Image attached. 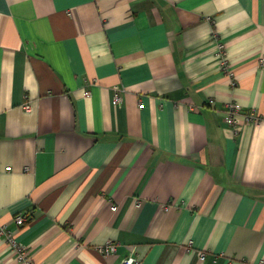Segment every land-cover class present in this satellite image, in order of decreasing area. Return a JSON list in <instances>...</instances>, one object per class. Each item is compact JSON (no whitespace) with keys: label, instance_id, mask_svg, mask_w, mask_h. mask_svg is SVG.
<instances>
[{"label":"crops","instance_id":"0c3cea01","mask_svg":"<svg viewBox=\"0 0 264 264\" xmlns=\"http://www.w3.org/2000/svg\"><path fill=\"white\" fill-rule=\"evenodd\" d=\"M262 58L264 0H0V224L35 264H264V122L224 121Z\"/></svg>","mask_w":264,"mask_h":264},{"label":"built area","instance_id":"2783aa9c","mask_svg":"<svg viewBox=\"0 0 264 264\" xmlns=\"http://www.w3.org/2000/svg\"><path fill=\"white\" fill-rule=\"evenodd\" d=\"M214 39L216 40L217 55H218V60L222 68V71L224 75L230 79L231 85L233 87H236L237 82L235 79V75L233 71L229 69L230 59H229L226 45L225 43L219 40V37L216 33H214ZM260 62H261V65L264 66L263 58L260 60ZM119 94H120L119 91H117L114 95V100H113L114 106H118L121 103V97ZM86 97H90V94L86 93ZM139 107L140 109H143L144 104L142 103ZM226 107H227L226 117L224 121L226 125L232 127L236 131L238 127L242 124L241 121L238 120L239 116H243L247 124L251 123L255 125H260L264 122V118L255 111L242 114L241 109L235 103H229ZM24 110L26 111L31 110L30 103L27 102L24 104ZM25 170L27 171L28 169H25ZM7 171L8 172L11 171V168H7ZM164 209L168 210L169 206L164 207ZM112 210L116 211L117 207L113 206ZM14 221L18 227H22L29 221V216L25 214H19L15 217ZM0 239L4 240L8 245H10L12 250L17 253L18 260L21 264H35L31 260L28 249L23 244H20L19 242H17L15 239L14 232L8 231L5 225L3 224H0ZM118 245L119 244L116 242L108 241L105 245H103L102 247H99L97 250L104 257L110 258V257L115 256L118 253L117 252ZM188 248H192V244H190ZM205 256H206L205 253H200L201 259H204ZM122 264H143V263L140 260L136 252L129 251L128 253H126V256L122 259Z\"/></svg>","mask_w":264,"mask_h":264}]
</instances>
